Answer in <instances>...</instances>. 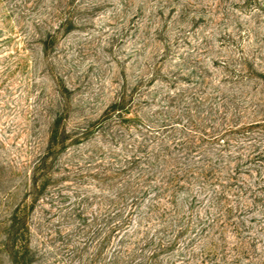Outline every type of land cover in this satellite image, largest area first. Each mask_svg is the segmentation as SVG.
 <instances>
[{
    "label": "trees",
    "instance_id": "1",
    "mask_svg": "<svg viewBox=\"0 0 264 264\" xmlns=\"http://www.w3.org/2000/svg\"><path fill=\"white\" fill-rule=\"evenodd\" d=\"M78 1L17 0L16 33L46 43L77 24ZM10 21L5 12L0 33ZM134 30L145 35L135 76L113 58L123 70L98 117L68 127L65 86L46 103L43 150L11 170L22 180L0 221V264H264V118L247 121L243 94L214 78L216 59L165 68L162 28Z\"/></svg>",
    "mask_w": 264,
    "mask_h": 264
},
{
    "label": "rangeland",
    "instance_id": "2",
    "mask_svg": "<svg viewBox=\"0 0 264 264\" xmlns=\"http://www.w3.org/2000/svg\"><path fill=\"white\" fill-rule=\"evenodd\" d=\"M16 2L0 4V21L5 12L11 14L0 33V221L12 206L8 191L22 180L21 175L12 177L11 170H22L23 162L46 144V103L65 86L71 104L64 120L68 127L98 117L113 98L111 74L123 70L113 58L124 63L128 79L135 76L138 56L133 52L145 36L134 30L138 24L159 25L161 36L170 41L165 68L179 56L216 59L214 78L227 75L222 87L243 94L247 121L264 118V0H79L77 24L44 44L16 33ZM113 13L122 19L116 26ZM10 31L12 39L5 42L1 37ZM36 232L34 227V244Z\"/></svg>",
    "mask_w": 264,
    "mask_h": 264
}]
</instances>
